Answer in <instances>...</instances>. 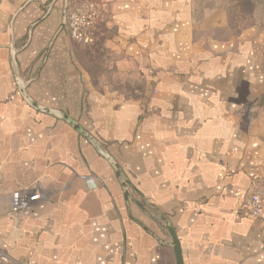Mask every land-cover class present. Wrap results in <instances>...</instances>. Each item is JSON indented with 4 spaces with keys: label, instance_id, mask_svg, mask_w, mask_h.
<instances>
[{
    "label": "crops",
    "instance_id": "obj_1",
    "mask_svg": "<svg viewBox=\"0 0 264 264\" xmlns=\"http://www.w3.org/2000/svg\"><path fill=\"white\" fill-rule=\"evenodd\" d=\"M91 1L101 17L79 41L65 0H0V251L177 264L173 229L184 264H264V220L239 212L264 179V24L221 39L193 0ZM18 189L42 197L15 210Z\"/></svg>",
    "mask_w": 264,
    "mask_h": 264
},
{
    "label": "built area",
    "instance_id": "obj_2",
    "mask_svg": "<svg viewBox=\"0 0 264 264\" xmlns=\"http://www.w3.org/2000/svg\"><path fill=\"white\" fill-rule=\"evenodd\" d=\"M100 17V7L91 0L75 5L69 2L64 25L68 27L73 38L79 41L89 40L93 36V30L98 24ZM41 197L42 195L39 191L18 189L12 194L13 209L20 210L26 208ZM239 212L243 216H251L264 220V179L255 177L252 180L249 194L240 205ZM0 264L30 263L19 262L6 252L0 251Z\"/></svg>",
    "mask_w": 264,
    "mask_h": 264
},
{
    "label": "rangeland",
    "instance_id": "obj_3",
    "mask_svg": "<svg viewBox=\"0 0 264 264\" xmlns=\"http://www.w3.org/2000/svg\"><path fill=\"white\" fill-rule=\"evenodd\" d=\"M200 21L218 38L235 37L256 23L264 24V0H193ZM79 4V1L76 3ZM75 5V3H74Z\"/></svg>",
    "mask_w": 264,
    "mask_h": 264
},
{
    "label": "water",
    "instance_id": "obj_4",
    "mask_svg": "<svg viewBox=\"0 0 264 264\" xmlns=\"http://www.w3.org/2000/svg\"><path fill=\"white\" fill-rule=\"evenodd\" d=\"M69 0H65V7H64V15H63V23H65V18H66V11H67V6H68ZM12 61L13 63L16 62L15 59V51H12ZM17 83L19 85L20 88V92L23 95V97L25 98V100L31 104L32 106H34L35 108L41 110V111H45L48 113H52L58 117H61L65 120H67L70 124H72L81 135H83L85 138H87L91 143H93V145L97 148V150L99 152H101L112 164L113 166L116 168V171L119 175V177L123 176L121 167L119 166V164L117 163V161L110 155V153L104 151L101 147V143L90 133L88 132L86 129H84L77 121H75L74 119H72L71 117H69L67 114H65L62 111L56 110V109H51L48 107H45L43 105H40L38 103H36L33 98L29 95V93L27 92V88H26V83L21 79V78H17ZM122 185L125 188V192L127 194V196L131 195L130 191H129V181L127 179H124L122 181ZM171 232L173 234V245H174V249L177 255V264H184L183 262V256H182V251H181V245L179 242V239L175 233V231L173 229H171Z\"/></svg>",
    "mask_w": 264,
    "mask_h": 264
},
{
    "label": "trees",
    "instance_id": "obj_5",
    "mask_svg": "<svg viewBox=\"0 0 264 264\" xmlns=\"http://www.w3.org/2000/svg\"><path fill=\"white\" fill-rule=\"evenodd\" d=\"M246 2H247V0H246Z\"/></svg>",
    "mask_w": 264,
    "mask_h": 264
}]
</instances>
